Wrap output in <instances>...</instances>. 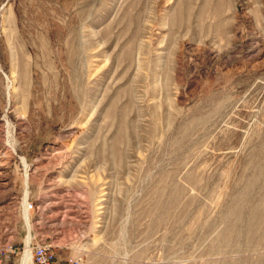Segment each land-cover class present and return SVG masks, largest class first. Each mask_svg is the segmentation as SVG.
Returning a JSON list of instances; mask_svg holds the SVG:
<instances>
[{
  "label": "rangeland",
  "instance_id": "374dc122",
  "mask_svg": "<svg viewBox=\"0 0 264 264\" xmlns=\"http://www.w3.org/2000/svg\"><path fill=\"white\" fill-rule=\"evenodd\" d=\"M39 243L264 264V0H0L1 264Z\"/></svg>",
  "mask_w": 264,
  "mask_h": 264
},
{
  "label": "built area",
  "instance_id": "2783aa9c",
  "mask_svg": "<svg viewBox=\"0 0 264 264\" xmlns=\"http://www.w3.org/2000/svg\"><path fill=\"white\" fill-rule=\"evenodd\" d=\"M27 201V200H26ZM33 205L29 204L28 208H32ZM33 248H36L35 252H33ZM31 260L36 258L37 264H79L80 260L77 258H73L71 260H66L62 258H58L53 254L51 249L48 246L37 244L35 246H31ZM2 262V258H0V264ZM34 262V261H33Z\"/></svg>",
  "mask_w": 264,
  "mask_h": 264
},
{
  "label": "bare ground",
  "instance_id": "6f19581e",
  "mask_svg": "<svg viewBox=\"0 0 264 264\" xmlns=\"http://www.w3.org/2000/svg\"><path fill=\"white\" fill-rule=\"evenodd\" d=\"M29 181V177L27 176V183ZM27 194H28V191L26 193V198H27ZM27 208L25 210V213H27ZM25 218L29 221V217L28 215L25 216ZM31 239V235H28L27 237V244L28 242H30L29 240ZM29 245V244H28ZM20 264H33V260H31V250L29 249V247H27V250L25 251L23 257H22V261Z\"/></svg>",
  "mask_w": 264,
  "mask_h": 264
}]
</instances>
